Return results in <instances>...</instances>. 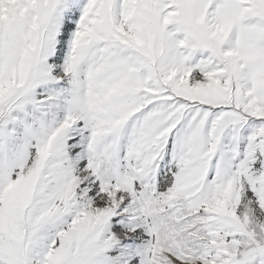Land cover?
<instances>
[{
    "label": "snow or ice",
    "instance_id": "1",
    "mask_svg": "<svg viewBox=\"0 0 264 264\" xmlns=\"http://www.w3.org/2000/svg\"><path fill=\"white\" fill-rule=\"evenodd\" d=\"M0 264H264V0H0Z\"/></svg>",
    "mask_w": 264,
    "mask_h": 264
}]
</instances>
